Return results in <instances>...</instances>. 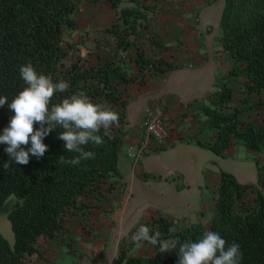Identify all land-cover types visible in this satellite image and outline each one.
I'll list each match as a JSON object with an SVG mask.
<instances>
[{
	"label": "trees",
	"instance_id": "obj_1",
	"mask_svg": "<svg viewBox=\"0 0 264 264\" xmlns=\"http://www.w3.org/2000/svg\"><path fill=\"white\" fill-rule=\"evenodd\" d=\"M148 1L140 4L128 0L130 5L121 6L122 0H108L115 18L105 31L113 46L94 58L77 52L65 63L67 51L61 36L75 24L70 19L76 9L74 0H0V96L11 102L26 86L19 67L31 62L38 73L50 76L54 83L61 79L68 82V90L57 92L53 103L83 91L94 103H107L119 113V123L110 130L111 138L101 131L104 143L86 146L96 153L95 158L78 166L58 162L62 155L65 159L77 155L67 152L64 141L57 138L60 128L43 139L48 146L44 156L37 159L30 155L26 165L9 161L10 168L4 169L9 157L4 151L6 145L0 144V214L6 215L14 237L11 247L0 234V264H29L32 256L41 254L40 239L57 241L69 223H77L73 219L87 216L92 208L102 209L114 190L121 177L118 160L127 136L128 87L143 85L151 75L176 69L161 54L164 43L147 32L145 13L155 7V0ZM219 27L218 42L230 62L226 77L239 81L244 100L240 107L234 106L233 88L227 84L210 94L209 105L202 112L212 141L203 145L215 155L237 142L259 153L264 150V0H223ZM244 113L248 121L243 119ZM12 115L7 104L0 107V132ZM163 120L169 133L164 115ZM255 163L256 184H241L233 174L220 172L214 215L208 226L196 222L178 227L172 216L159 212L145 217L141 224L181 242L196 241L203 232L212 230L228 244L240 245L241 264H264V178L262 167ZM80 228L88 232L84 226ZM135 245L120 244L113 264H177L175 252L161 254L150 244V254L127 256Z\"/></svg>",
	"mask_w": 264,
	"mask_h": 264
},
{
	"label": "rangeland",
	"instance_id": "obj_2",
	"mask_svg": "<svg viewBox=\"0 0 264 264\" xmlns=\"http://www.w3.org/2000/svg\"><path fill=\"white\" fill-rule=\"evenodd\" d=\"M84 1L74 0L76 9L70 19L74 20L75 24L73 28L65 29L61 36L62 44L67 51L66 57L63 58L65 63H69L77 52L81 56L91 55L94 58L97 53L106 54L113 46L111 36H108L105 28L110 26L115 17L106 19L107 22H100L96 33V29H85V27L80 29L76 17L80 14L85 15V9H82V12L78 11L77 4L79 8H86V5L81 4ZM182 1L191 2V0ZM203 1L206 4V0ZM207 5H210L212 13L210 26L207 30L203 28L200 36L206 42H202L200 37L198 41L201 45L198 49L202 55L209 53V62L201 68L191 58L176 59L174 62L176 70L169 76V80H166L171 92L169 97L172 100L181 98L186 101L187 106L197 111L195 116L197 131L194 135L188 134L185 137L188 140H175L170 134L163 148L151 149L146 153L143 150L140 156H130L128 148L123 147L118 160L121 177L114 190L108 194L102 209L94 211L96 207L92 208L87 216L73 219L74 222L83 224L88 232L81 231L82 236L65 232L60 235L63 242L59 244L60 249L57 253H61V259L56 260L57 264L63 259L65 262L68 260V264H74L77 260L79 263L81 255L88 259L87 264H113L119 245L131 242L132 233L140 226L143 219L156 212L172 216L178 227L196 222L208 226L214 215L216 189L221 171L233 174L241 184H256L258 170L255 162L257 161L262 167L261 174L264 178V150L256 153L237 142L221 155H215L203 145L212 141V131L206 127V116L202 112V108L209 105L210 94L227 84L233 88L234 106L240 107V102L244 100L239 81L232 82L226 77L230 62L218 42L221 36L219 20L223 0H213L212 4ZM92 34L93 37H90ZM69 44L72 45L71 48L68 47ZM182 63L191 67L182 66ZM163 83L162 78L157 81L158 86ZM144 112L140 115L141 127ZM134 117L135 113L131 111L129 113L131 122H134ZM189 117L191 123L193 116L190 113ZM243 119L248 121L250 118L244 113ZM89 213L92 215L90 216ZM0 234L12 247L14 237L4 213L0 214ZM125 236L127 237L123 241ZM46 244L58 245L55 240L48 242L41 239L38 247ZM148 253H151L150 246L142 242L128 251L127 256H141ZM30 261L31 259L27 263Z\"/></svg>",
	"mask_w": 264,
	"mask_h": 264
},
{
	"label": "clouds",
	"instance_id": "obj_3",
	"mask_svg": "<svg viewBox=\"0 0 264 264\" xmlns=\"http://www.w3.org/2000/svg\"><path fill=\"white\" fill-rule=\"evenodd\" d=\"M19 76L26 86L11 102L6 96H0V107L7 104L13 113L0 132V144L6 145L4 151L9 157L3 168H10L9 161L26 165L30 155L42 158L48 148L43 139L57 128L62 129L57 138L64 141L67 152L77 154L70 159L60 156V164L78 166L83 160L94 159L96 153L86 150V146L102 145L101 131L104 137L111 138L110 130L119 123V113L107 103H94L83 91L53 103L57 92L68 90V82L61 79L54 83L50 76L38 73L31 62L19 67ZM130 239L138 246L147 242L158 247L161 254L175 252L177 264H241L242 260L240 245L228 244L220 233L212 230L203 232L196 241L181 242L175 236L164 237L159 230L153 231L141 224Z\"/></svg>",
	"mask_w": 264,
	"mask_h": 264
},
{
	"label": "crops",
	"instance_id": "obj_4",
	"mask_svg": "<svg viewBox=\"0 0 264 264\" xmlns=\"http://www.w3.org/2000/svg\"><path fill=\"white\" fill-rule=\"evenodd\" d=\"M127 1L122 0L121 6L130 5ZM138 1H140V4H149L148 0ZM208 3L212 4L213 0H206V4H204L202 0H191L189 3L178 0H155L154 10L145 13L148 34L157 36L164 43V51L161 52V54L166 60H169V62L175 65V68L176 64H174V62L176 59L187 60L191 58L195 60L197 65L201 68L205 67L209 62V53L207 52V55H202L199 53L200 51L198 49L201 45L198 39L201 37L202 42L205 41V39L200 36L203 33V28L207 30L210 26L209 21L211 20L212 13L210 5H207ZM81 4L86 5V8H79L77 4L78 11L82 12V9H85V15L77 13L80 14L76 17L80 29L84 27L85 29H96V33L100 27V22H107L110 17H114L115 15L108 0H85L84 3ZM91 36L93 37V34L90 35V37ZM182 66L191 67V65H186L185 63H182ZM175 70L165 74L151 75L145 84L139 85L134 83L128 87L127 93L130 97V107L127 112L128 128H126L127 136L124 143V148H128V151L131 152L130 149L138 148V146L141 147L140 144L142 140L147 142V147L144 149L145 153L151 149L161 148L156 141L149 140L146 135L144 136L145 132L141 127L140 115L147 109H160L161 112H163L166 125L169 128V135L171 134L172 139L184 140L188 134L194 135L195 131H197L195 128V120L197 121L195 116H197V111L187 106L185 104L186 101L181 98L177 97L172 100L169 97L171 92L166 85V80H169V76L175 72ZM161 78L164 83L158 86L157 81ZM132 107L133 110H131ZM131 111L135 113L134 122H131L129 118V113ZM189 113L193 116V121L191 123H189ZM134 153L135 151L132 150L129 155L132 156ZM68 225L69 228L64 231L65 233L82 236L80 227H82L83 224L79 225L77 222L74 224L69 223ZM46 241L50 242L54 240ZM61 242H63V238L60 236L57 240L58 245H39L41 254L32 256L29 264H57L56 260L59 261L61 259V253H57L60 249L59 244ZM82 242L85 241L82 240ZM82 244L85 245V243ZM83 257L84 256L81 255L79 257V263H77V260L74 264H87L88 259ZM59 264H68V260L65 262L63 259Z\"/></svg>",
	"mask_w": 264,
	"mask_h": 264
},
{
	"label": "built area",
	"instance_id": "obj_5",
	"mask_svg": "<svg viewBox=\"0 0 264 264\" xmlns=\"http://www.w3.org/2000/svg\"><path fill=\"white\" fill-rule=\"evenodd\" d=\"M163 120V114L160 109H147L142 117V129L145 132V135L149 140H154L160 145H165L166 141L168 140V130L166 129L164 125ZM141 147L138 146V148H132L130 149L135 151V155L133 156H139L141 154V151L146 149L147 142L142 140ZM129 151V154H131Z\"/></svg>",
	"mask_w": 264,
	"mask_h": 264
}]
</instances>
